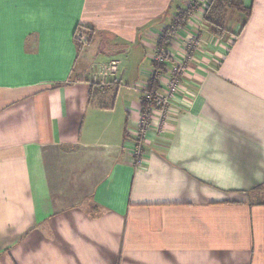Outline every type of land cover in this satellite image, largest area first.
<instances>
[{"label":"crops","instance_id":"0c3cea01","mask_svg":"<svg viewBox=\"0 0 264 264\" xmlns=\"http://www.w3.org/2000/svg\"><path fill=\"white\" fill-rule=\"evenodd\" d=\"M192 1L0 0V264H264V0L242 29L202 21L189 108L133 152L124 89ZM109 60L121 76L92 83Z\"/></svg>","mask_w":264,"mask_h":264},{"label":"rangeland","instance_id":"374dc122","mask_svg":"<svg viewBox=\"0 0 264 264\" xmlns=\"http://www.w3.org/2000/svg\"><path fill=\"white\" fill-rule=\"evenodd\" d=\"M190 10L192 11V8H190ZM190 10L186 12L188 13L190 12ZM234 12L238 14V12L236 11ZM235 13H233V15L231 16L229 14L226 15V20L228 21L227 19L228 17H235L236 16ZM187 17L188 15L186 14V16L182 17L181 19H178L177 17H175L174 22L167 21L165 25L159 31L157 37L155 38V43L153 45V48L152 49L148 48V50L150 51L152 50L151 53L154 56H158L160 55V53L165 55L164 62L159 63V64L161 65V67L165 66L164 71L168 70V74L161 76L159 73L158 82L161 78L163 89L161 88V84L159 83V88L155 89L152 87L151 90L150 89L148 90L149 92L152 93L153 96H154L153 93L155 90H157L159 93L164 92V95H163L164 97L161 98L162 101L158 103V104H161L159 107L160 109H153L152 115L151 117H149V119H147L145 114L142 115V119L144 123H146V121L149 120V124L143 128L144 129L143 134L145 132L146 134L147 133L150 134L152 132L161 134L163 132L170 133L171 131H173L174 123L176 122L179 114H181L182 111H186L189 108V102L186 99L185 90L183 88V87L186 88V85H183L182 80H181L185 70L187 71L189 66H192L194 64L198 66L197 63L195 62L198 60V58H200V61L201 60L203 61V59L209 60L208 54H210V49L208 48L205 49V46H203V44H205L204 41H206L207 44H210V45L213 44V40L210 39L211 37L210 34L207 35V37H205L206 32L203 35V32H201L200 30L196 38L189 45H186L184 47V44L181 42L183 39L182 36L184 35L186 36V34L182 35V32L183 33L185 32L184 27L188 23ZM242 19H243V16H241L240 21H242ZM227 21H226V24L228 23L227 25H229L230 22H227ZM83 33L85 34V32ZM85 36L89 42L90 35L85 34ZM88 42L82 43L80 42V40H77L78 48L86 46V44L88 45ZM165 63H168V65H165ZM119 69L122 70L121 66H119ZM200 70L205 72V71H208L209 69L202 67L200 68ZM170 71L173 72V76H170ZM169 79L175 83L174 89L172 91L167 86V82ZM143 88L144 87L142 86L134 85L132 82L131 85L127 89H124V94L128 90L125 101L130 102L132 106L136 105V103L138 104V98L140 94L143 97V92H141ZM138 89L140 93L138 92ZM187 91L189 90L186 88V92ZM170 92L172 95L168 97ZM167 97L169 101L166 103L165 99ZM146 108H147V105H146ZM137 126H138V121H137ZM139 141H140L139 143V146H140L142 144L141 143L142 138ZM133 152L136 153V155L140 154L139 148L136 146H134ZM250 199L255 200V201L264 202V186H263V190L255 191V196L251 197Z\"/></svg>","mask_w":264,"mask_h":264},{"label":"built area","instance_id":"2783aa9c","mask_svg":"<svg viewBox=\"0 0 264 264\" xmlns=\"http://www.w3.org/2000/svg\"><path fill=\"white\" fill-rule=\"evenodd\" d=\"M210 2V0H193L192 2H190V4L188 5L187 8H185L184 10H180L179 12H177V18L181 19L182 17H185L186 14L188 15L187 17V21L188 23L186 24V26L184 27V33L182 32V35L186 34V36H182V43L184 44V47L186 45H189L198 35L199 31L201 30V24L203 19V15H204V11L206 10L208 3ZM190 8H192V11L190 10ZM190 10V12H186ZM75 38L77 40H80V42L82 43H87L88 40L85 36V34L82 31H76L75 33ZM199 44V43H198ZM183 47V49H184ZM162 55V56H161ZM165 59V55H163L162 53H160V55L158 56H154L151 55V61L152 62H158V63H163ZM175 69V68H174ZM122 72L119 69V61L118 60H109L106 63H101L99 65L96 66V69L94 71V73L92 74V83H95L97 85L100 86H108L109 83L111 82V80L118 78L119 76H121ZM168 74V71H166V75ZM170 76H173V72L170 71ZM169 78V77H168ZM173 79V78H171ZM161 87H162V82L161 80H159ZM167 86L168 88L171 89V91L174 89L175 83L172 80H168L167 82ZM144 87L141 91L143 92V97L147 102V108L145 110H143L142 112L140 111V115H139V119H138V129H139V135H141V137L143 136V128L145 126H147L149 124V120L146 121V123L143 122L142 119V115L145 114V116L147 117V119H149V117H151L152 115V111L153 109H160V105L158 104L159 102L162 101L161 98H163L164 96V92L163 93H159L157 90L154 91V96L152 95L151 92H149L148 90H146V85L142 86ZM171 92L168 95L171 96ZM142 96V95H141ZM168 97L165 99L166 103L169 101ZM157 103V105H156ZM137 137V144L136 147L140 148L139 143H140V139Z\"/></svg>","mask_w":264,"mask_h":264},{"label":"trees","instance_id":"16d2710c","mask_svg":"<svg viewBox=\"0 0 264 264\" xmlns=\"http://www.w3.org/2000/svg\"><path fill=\"white\" fill-rule=\"evenodd\" d=\"M228 10H235L236 12L242 14L243 19L240 22L241 29L245 26L247 20L251 15L250 8L245 7L242 0H210L206 10L204 11L203 19L207 23L209 31L216 35L221 36L225 31L226 24V15ZM171 22H174L172 20ZM76 46L78 48V44L76 42ZM154 73L152 77L148 80L146 84V90H151L153 88H159L158 76L159 73H166L164 71L165 66H162L158 62H151ZM147 102L141 96L140 97V109L141 112L146 109ZM142 138L141 135L138 137ZM137 144V139L135 140Z\"/></svg>","mask_w":264,"mask_h":264}]
</instances>
